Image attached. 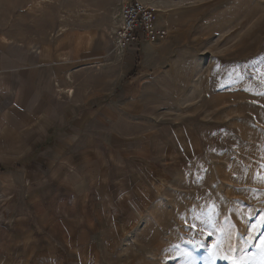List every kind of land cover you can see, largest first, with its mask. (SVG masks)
<instances>
[{
  "label": "rangeland",
  "instance_id": "1",
  "mask_svg": "<svg viewBox=\"0 0 264 264\" xmlns=\"http://www.w3.org/2000/svg\"><path fill=\"white\" fill-rule=\"evenodd\" d=\"M127 1L0 0V264H264V0Z\"/></svg>",
  "mask_w": 264,
  "mask_h": 264
},
{
  "label": "built area",
  "instance_id": "2",
  "mask_svg": "<svg viewBox=\"0 0 264 264\" xmlns=\"http://www.w3.org/2000/svg\"><path fill=\"white\" fill-rule=\"evenodd\" d=\"M167 36L168 30L160 24L159 14L155 9L141 0L124 3L114 32L118 50L136 54L145 43H154Z\"/></svg>",
  "mask_w": 264,
  "mask_h": 264
},
{
  "label": "bare ground",
  "instance_id": "3",
  "mask_svg": "<svg viewBox=\"0 0 264 264\" xmlns=\"http://www.w3.org/2000/svg\"><path fill=\"white\" fill-rule=\"evenodd\" d=\"M2 40L5 42V43H9V40L6 38V37H2ZM64 89V88H63ZM69 90V91H68ZM68 90L66 89V91H68V93H70V91L73 93V90H71L70 88H68ZM73 95V94H72ZM71 95V97H72Z\"/></svg>",
  "mask_w": 264,
  "mask_h": 264
},
{
  "label": "snow or ice",
  "instance_id": "4",
  "mask_svg": "<svg viewBox=\"0 0 264 264\" xmlns=\"http://www.w3.org/2000/svg\"><path fill=\"white\" fill-rule=\"evenodd\" d=\"M193 227H195V226H193ZM197 244L199 243V242H196ZM225 259H229V257H224ZM232 264H240V262L239 261H237V260H233L232 261Z\"/></svg>",
  "mask_w": 264,
  "mask_h": 264
},
{
  "label": "trees",
  "instance_id": "5",
  "mask_svg": "<svg viewBox=\"0 0 264 264\" xmlns=\"http://www.w3.org/2000/svg\"><path fill=\"white\" fill-rule=\"evenodd\" d=\"M0 169H4V167L2 165H0Z\"/></svg>",
  "mask_w": 264,
  "mask_h": 264
}]
</instances>
